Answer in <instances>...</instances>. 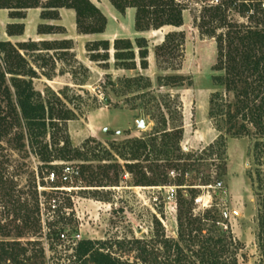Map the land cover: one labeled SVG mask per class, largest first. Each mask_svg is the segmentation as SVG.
I'll list each match as a JSON object with an SVG mask.
<instances>
[{
	"label": "rangeland",
	"instance_id": "374dc122",
	"mask_svg": "<svg viewBox=\"0 0 264 264\" xmlns=\"http://www.w3.org/2000/svg\"><path fill=\"white\" fill-rule=\"evenodd\" d=\"M90 1L106 19L103 32H80L76 12L70 8L59 9L56 19L42 18V8L27 9L21 18L12 17L10 10L0 9V40L14 44L36 42V47L23 50L30 66L37 71L34 87L47 101L58 95L73 111L67 130L72 146L82 153L79 158L56 160L50 168L32 154L10 151L11 174L26 197H32L37 190L40 199L42 230L36 236L28 235L23 242L36 240L42 244L44 264H75L71 255L78 240L103 243L104 239L150 240L160 231L167 237L177 238V202L180 197L191 201L195 196V199L203 197L205 202L210 199L212 206L200 207L194 201L193 214L202 217L210 211L217 220L205 223V233L231 237L239 246L238 264H258L261 259L259 207L250 177L256 169L255 138L227 136L225 149L217 147L214 154L200 152L220 135L209 116L210 99L216 90L212 81L217 63L216 40L202 35L198 28L204 2L208 0H189L183 8L181 27L164 26L146 31L136 30L135 8L120 12L110 0ZM232 11L235 20L248 22L246 17ZM10 24L22 25L23 32L18 34L20 29L16 27V34L10 36L7 33ZM173 31L182 32L185 40L176 56L169 59L172 62L169 65L165 56L156 53L157 46ZM142 37L147 41V68L141 67L137 47V40ZM116 39L132 42L134 60L116 58ZM104 41L109 43L108 50ZM123 63L130 67L135 63V68H126ZM174 74L182 75L185 83L191 81L192 85L163 86L164 76ZM138 75L146 78L144 88L136 85L127 88L119 82ZM108 79L116 85L107 84ZM142 93L149 95L144 98ZM168 95L180 104L178 113L175 102L170 110L166 108ZM106 96L110 98L109 104ZM148 99L152 102L147 103ZM158 108L165 113L169 127L183 125L182 151L194 153V157H173L176 166L169 169L167 183L170 185L135 186L134 176L127 168L134 161L129 155L123 156L122 147L153 132L159 120L153 119ZM155 159L157 155L150 154L149 162ZM140 162L149 163L143 158ZM157 162L166 164L165 160ZM64 165L78 170L79 175L66 183L59 179L47 180L51 171L60 176ZM184 165L189 166L185 173ZM183 177L186 187L179 188L176 185ZM204 181L209 185H202ZM219 182L221 186H216ZM191 184L194 186L189 188ZM169 186L175 187L174 196ZM49 226L62 230L65 238L50 235ZM113 249L126 258L135 254L118 247Z\"/></svg>",
	"mask_w": 264,
	"mask_h": 264
},
{
	"label": "trees",
	"instance_id": "16d2710c",
	"mask_svg": "<svg viewBox=\"0 0 264 264\" xmlns=\"http://www.w3.org/2000/svg\"><path fill=\"white\" fill-rule=\"evenodd\" d=\"M110 1L120 12H125L129 7L136 9L137 31L183 25L184 7L175 0ZM31 8H42V18L54 19L59 16V9L70 8L76 12L80 32L92 34L105 30L106 19L90 0H0V9L10 10L12 17L21 18L23 12ZM232 10L246 17L248 22L235 20ZM199 20L201 34L215 38L217 45V63L212 76L216 90L210 99L209 116L220 132L218 139L200 152L214 154L217 147L219 150L225 149L227 136L255 138L253 158L256 169L250 177L259 207L258 243L261 259L258 264H264V0H220L217 5H206ZM16 27L20 29L18 34H21L23 26L13 24L8 25L7 33L15 35ZM184 40L182 32H170L164 42L157 46L156 54L165 56L171 65L169 59L176 56ZM36 46L35 41L14 44L0 40V264L45 263V251L39 241L23 242L28 235L36 236L42 230L38 191L32 197L25 196L26 192L10 172V151L32 154L50 168L56 160L82 156L80 149L72 146L67 130V122L74 117L73 111L65 106L58 95L47 101L34 87L37 71L30 66L23 50ZM104 46L108 50L109 43L104 41ZM137 47L141 67L147 68L146 39L139 38ZM123 48L129 51L121 53ZM115 49L118 60L135 59L130 40L116 39ZM122 65L135 68V63L131 67L127 63ZM163 79L166 80L163 86L192 85L191 81L185 83L186 78L178 74L166 75ZM145 81L143 75H138L122 78L119 82L127 88L134 85L144 88ZM106 82L116 85L111 79ZM147 95L142 93L144 98ZM166 98L168 102L165 106L170 110L175 101L170 95ZM105 101L109 104L110 98L106 96ZM146 102L150 103L152 99ZM175 104L178 113L181 106L177 102ZM157 112L153 119L159 120L153 132L141 139L131 140L122 147L123 156L129 155L134 161L127 168L134 176L135 186L170 185L167 183L169 169L176 166L173 157H194V153L182 151L183 125L169 127L165 113L160 108ZM170 114H174L173 111ZM153 153L157 159L149 162L150 154ZM142 158L149 162L148 165L140 162ZM156 160H165L166 164L160 165ZM188 168V165H184V173ZM204 182L202 185H209L208 181ZM176 186L186 187L184 177ZM194 200L195 196L191 201L180 197L177 202V238L167 237L160 231L150 240L104 239L103 243L82 239L73 248L71 259L75 264H238V244L231 237L207 235L205 223L216 222V217L210 211L202 217L195 216L192 211ZM48 229L49 234L55 237L66 236L62 230L52 229L51 226ZM114 247L135 254L126 258L114 251Z\"/></svg>",
	"mask_w": 264,
	"mask_h": 264
},
{
	"label": "built area",
	"instance_id": "2783aa9c",
	"mask_svg": "<svg viewBox=\"0 0 264 264\" xmlns=\"http://www.w3.org/2000/svg\"><path fill=\"white\" fill-rule=\"evenodd\" d=\"M178 4L182 5L183 7L185 6L186 3L189 2V0H175ZM205 3L206 5H217L218 3H220V0H208ZM204 6V7H205ZM172 174H174V172H171ZM79 175V171L74 169L73 167L69 166V165H64L63 169H62V173L60 176H56V172L55 171H51L50 173H48L47 175V180L55 182L56 180H60L61 182H69L71 181L75 176ZM216 186H221V183H217ZM169 190L172 196L175 195V187L174 186H169ZM195 204L199 205L200 207H204V208H210L212 206L210 199H208L206 202L204 201L203 197H197L195 200Z\"/></svg>",
	"mask_w": 264,
	"mask_h": 264
},
{
	"label": "water",
	"instance_id": "95a60500",
	"mask_svg": "<svg viewBox=\"0 0 264 264\" xmlns=\"http://www.w3.org/2000/svg\"><path fill=\"white\" fill-rule=\"evenodd\" d=\"M141 126H142V127H144V126H145V124H141Z\"/></svg>",
	"mask_w": 264,
	"mask_h": 264
},
{
	"label": "crops",
	"instance_id": "0c3cea01",
	"mask_svg": "<svg viewBox=\"0 0 264 264\" xmlns=\"http://www.w3.org/2000/svg\"><path fill=\"white\" fill-rule=\"evenodd\" d=\"M63 10V9H62ZM132 21H134L133 19H132ZM141 33V32H140ZM9 38V37H8Z\"/></svg>",
	"mask_w": 264,
	"mask_h": 264
}]
</instances>
